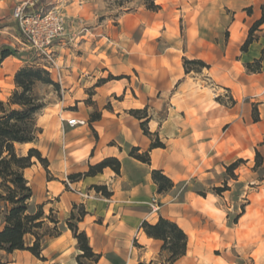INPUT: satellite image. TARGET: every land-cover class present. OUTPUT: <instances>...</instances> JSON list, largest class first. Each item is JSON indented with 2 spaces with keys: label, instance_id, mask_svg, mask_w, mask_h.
Listing matches in <instances>:
<instances>
[{
  "label": "crops",
  "instance_id": "1",
  "mask_svg": "<svg viewBox=\"0 0 264 264\" xmlns=\"http://www.w3.org/2000/svg\"><path fill=\"white\" fill-rule=\"evenodd\" d=\"M24 1L0 0L1 101H7L15 90L14 76L20 68L45 62L22 38L13 19L14 7ZM65 1L71 16L86 22L53 46L62 69L64 98L52 109L57 116L50 115L42 124L39 118L43 129L39 140L24 145L38 149L48 161L44 167L33 160L25 176L36 203L44 205L46 214L57 215L61 235L45 238V261L29 251H16L7 257L8 262L78 264V243L66 224L76 204L87 211L78 226L93 250L102 255L98 264L155 262L163 243L149 238L142 225L155 224L161 217L177 223L189 238L187 254L175 264H194L191 251L196 241L219 234L216 223L226 224L231 217L221 209L223 195L208 191L201 196L190 189V183L215 179L239 159L257 173L253 156L264 141V61L260 73H250L246 65L264 56V24L248 50L242 47L262 17L264 0H158L163 5L156 0L158 11L141 6L133 14L126 13L118 27L109 19L97 21L104 0H56L52 4L62 7ZM168 7L179 17L159 18ZM113 43L122 48V54L117 47L112 49ZM71 44L75 51L69 48ZM5 49L13 55L2 60ZM185 58L202 60L210 67L187 74ZM52 79L56 81V76ZM223 91L231 94L234 105L214 100ZM257 103L260 120L255 122ZM145 109L149 131L166 145L150 152V165L130 156L133 148L146 152L152 143L141 126L146 119L131 115V111ZM161 112L165 118L159 117ZM94 113L100 114L96 121H92ZM60 116L86 120L88 125L70 127ZM108 158L121 162L120 174L106 168L95 176H84L90 166ZM241 168L234 181L238 184ZM153 170H162L174 188L159 194ZM75 175L82 177L71 182L69 177ZM256 185L259 191L264 189V179ZM95 187H105L109 195ZM153 198L156 212H152ZM247 202L245 211L236 215L240 223L251 214L252 205ZM4 210L0 203V230Z\"/></svg>",
  "mask_w": 264,
  "mask_h": 264
},
{
  "label": "trees",
  "instance_id": "2",
  "mask_svg": "<svg viewBox=\"0 0 264 264\" xmlns=\"http://www.w3.org/2000/svg\"><path fill=\"white\" fill-rule=\"evenodd\" d=\"M159 9L160 7L154 4L149 8L151 11H158ZM248 11L251 13L252 9H248ZM261 11V19L253 25L249 37L242 47L244 52L253 44L255 32L264 24V4L261 6ZM11 55L13 53L5 49L1 52V59L5 60ZM263 61L264 56L253 63H248L246 68L250 73H260ZM190 65H198L201 69L189 68ZM209 67L202 60L184 59V68L187 74L191 72L201 73L203 69ZM110 78L114 79L112 76ZM14 82L16 88L8 100H0V203L5 205L2 217L3 228L0 230V264H9L7 257L16 251H29L35 257L45 261L46 259L42 256L45 238L61 235L58 219L52 218L53 212L47 215L44 205L33 203V188L25 176V170L33 166L34 159H37L45 167L48 165V161L36 148H30L26 154L18 149L19 146L36 143L43 133L38 121L39 116L46 108V104L37 93V87L39 85L53 86L56 89L60 87L54 82L48 70L36 64L25 65L20 68L14 76ZM234 104L235 101L232 98L231 105ZM131 115L139 119H146L141 126L144 134L152 140V143L146 152H141L139 148H133L130 156L150 165V152L157 148L164 149L166 145L157 134L149 131L150 118L147 109L131 111ZM99 118V113L92 115V121ZM253 119L255 122L260 120L258 110L253 109ZM260 145L264 147V141ZM244 162L243 159H239L225 167L231 179L238 180L235 172ZM262 166L263 156L256 150L254 171L262 168ZM106 168H111L120 174L121 162L116 158H108L97 165L90 166L89 171L84 176H95ZM81 177L82 175L70 176L69 180L74 182ZM152 177L159 194L167 193L175 186L174 182L162 170H153ZM262 178L264 179V174ZM95 189L107 196L109 195L105 187H95ZM229 189L228 182H225L223 187L212 188L211 193L222 196ZM199 194L206 196V193ZM86 215L85 207L75 204L66 224L78 243L77 247L80 251L77 256L78 264H98L102 255L93 250L87 234L81 231L78 226ZM142 229L149 238L162 241L161 255H165L166 260L162 264H175L187 254L189 238L177 223L161 217L155 224L144 222ZM28 237L31 238L30 243L27 241ZM149 264H154V262Z\"/></svg>",
  "mask_w": 264,
  "mask_h": 264
},
{
  "label": "rangeland",
  "instance_id": "3",
  "mask_svg": "<svg viewBox=\"0 0 264 264\" xmlns=\"http://www.w3.org/2000/svg\"><path fill=\"white\" fill-rule=\"evenodd\" d=\"M54 1L56 0H44V2H49L48 10H52L54 7H57L65 16L67 36L70 35L68 33H75L77 28L79 27L78 25H85L86 21L80 19L79 17L71 16V12L65 7V5L67 4L66 1L61 4L63 5L62 7L57 2L55 4H52L54 3ZM21 3H18L17 5ZM157 3L159 5H163L162 1H158ZM157 3L156 0H104L103 4L105 5V7H103L99 11L97 21L103 22L104 20L109 19L112 26L118 27L120 19L126 13L133 14L137 12L141 6H145V8L149 10V8L153 6V4L156 5ZM170 10H172V8L168 7V10L166 9V14H162L161 16H159V18L169 19L173 16V18L179 17V13L175 11V9H173V11ZM17 25L19 27L22 38H24V40L27 42V39L25 38V36H23L18 23ZM86 29L87 28L85 26L83 30ZM111 46L112 49L113 47H117L119 49V53L122 54V48H120L118 45H115V43H113ZM69 48L73 51L77 49L76 46L72 44L69 45ZM114 52L115 54L120 55L117 51ZM33 64H35V62H33ZM40 64L43 68L46 62H40ZM189 68L195 70L201 69V67L198 65H190ZM6 69L7 72L12 71L11 67L9 69L10 71L7 67ZM53 75L56 76L55 74ZM54 82L59 85V89L48 85H39L37 87V93L46 104V108L39 116L41 124L45 122L50 115L57 116V113L53 112L52 109L54 105H57L59 102L63 101L64 98V93L61 85L56 81ZM218 98H220V101H218ZM214 100L226 105L232 104L231 94L226 91L221 92V94L215 95ZM246 102L249 103L250 100L247 99ZM253 109L258 110L259 112V104H254ZM165 116V112L159 113V117L165 118ZM65 118L69 117L66 116ZM257 147L258 149L256 150L259 151L263 156V166L262 168H259L257 170V173H254L251 166H249L244 160L245 162L239 167L242 168L238 172V174L241 176L240 184L235 183V180L229 177L226 169L222 175L216 176L215 179H204L199 182L193 180L190 183V189L197 193H204L208 191L211 192L212 188L214 187H223L225 185V182H228V187L230 188L229 191L223 194L224 200H220V206L223 211L229 213L231 219L228 220L226 224H221L220 221L216 223V225L220 227L219 234H214L211 237H206L204 240L200 239L196 241L194 246L195 249L191 251V254L194 258V264H264V189L259 191L256 185L258 179L262 178L264 174V147H262L261 145H258ZM18 149L24 154H26L29 150L28 146H19ZM253 159L254 161L256 160V153L253 156ZM34 160L36 161V159ZM253 165L254 162H252V167ZM235 173L237 175V171ZM252 183H256L254 184L255 186H253ZM247 201H249L250 205H252V207H250L249 209L251 214L247 219L243 220L240 223V220L236 218V215L238 213H241V211H245L248 205ZM33 203L37 204L35 199ZM243 208L245 209L243 210ZM52 218L57 219L58 217L57 215L53 214ZM51 227H53V225H51ZM135 245L137 246V243ZM164 261H166L165 255L163 256L159 254V256L156 257L154 264H162L164 263Z\"/></svg>",
  "mask_w": 264,
  "mask_h": 264
},
{
  "label": "built area",
  "instance_id": "4",
  "mask_svg": "<svg viewBox=\"0 0 264 264\" xmlns=\"http://www.w3.org/2000/svg\"><path fill=\"white\" fill-rule=\"evenodd\" d=\"M44 0H28L13 10V19L19 24L23 36L31 49L46 62L44 68L56 75V82L63 87L62 69L56 63L53 46L67 36L66 18L59 8L48 10ZM60 121L70 127L87 126L88 121L60 116ZM69 183V181H67ZM89 198L90 195H84ZM152 212L158 210L156 198L152 201Z\"/></svg>",
  "mask_w": 264,
  "mask_h": 264
},
{
  "label": "bare ground",
  "instance_id": "5",
  "mask_svg": "<svg viewBox=\"0 0 264 264\" xmlns=\"http://www.w3.org/2000/svg\"><path fill=\"white\" fill-rule=\"evenodd\" d=\"M29 147V146H28Z\"/></svg>",
  "mask_w": 264,
  "mask_h": 264
}]
</instances>
